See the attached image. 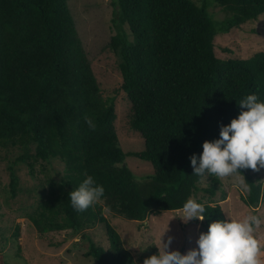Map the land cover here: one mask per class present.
<instances>
[{
	"label": "trees",
	"instance_id": "1",
	"mask_svg": "<svg viewBox=\"0 0 264 264\" xmlns=\"http://www.w3.org/2000/svg\"><path fill=\"white\" fill-rule=\"evenodd\" d=\"M68 1L0 0V146L23 149L8 167L10 192L15 196L20 184L15 164H25L34 176L39 162L59 161L64 167L58 177L41 184L38 206L29 216L34 227L69 230L75 237L103 224L109 249L90 242L86 255L96 264H137L103 210L144 221L182 209L192 199L202 177L193 174L189 157L199 156L203 141L218 138L220 125L240 111L241 99L255 93L264 100V51L221 59L214 38L257 19L264 0H213L226 13L218 26L193 0H113L117 34L109 46L120 57L117 90L128 97L129 123L144 142L143 151L130 153L118 144L115 97L102 94ZM129 155L153 166V179L139 185L143 196L124 164ZM85 175L105 193L78 212L68 194ZM241 175L248 191L242 201L256 207L262 183L252 169ZM218 184L214 178L203 190L214 195ZM201 204L205 231L211 221L229 217L220 202ZM0 264H6L1 253Z\"/></svg>",
	"mask_w": 264,
	"mask_h": 264
},
{
	"label": "rangeland",
	"instance_id": "2",
	"mask_svg": "<svg viewBox=\"0 0 264 264\" xmlns=\"http://www.w3.org/2000/svg\"><path fill=\"white\" fill-rule=\"evenodd\" d=\"M197 5L205 6L216 26L226 13L213 0H193ZM67 6L75 20L82 47L93 67L95 76L102 89L103 96L115 97L116 118L114 128L118 144L123 151L141 152L144 142L129 123L131 104L123 92H118L121 82L119 71L120 57L109 46L111 37L117 34L114 18L116 6L113 0H69ZM126 35L130 42L134 35L125 24ZM258 51H264V13L229 32L218 34L214 38V52L218 58L246 59ZM23 149L16 146H0V253L6 264H96L86 252L90 242L109 249V241L103 224L86 230L84 236H71L69 230L39 232L29 219L38 206L41 184L49 179L55 180L57 173L63 170V164L54 160L52 164L39 162L35 166L34 176L25 164L17 163L15 168L20 177L19 189L15 196L9 187V165L13 164ZM124 164L133 174L138 192L144 195L141 183L152 180V164L144 159L129 155ZM253 175L262 183V197L256 207H248L242 197L247 195V186L243 175L229 177H202L199 189L192 195L199 203H222L229 217L243 219L248 214L260 220L254 235L261 245V258L264 260V168L252 170ZM137 178H140L138 182ZM219 180L214 195L203 188L212 180ZM47 185V184H46ZM45 185V186H46ZM109 224L117 231L123 247L129 251L137 264L155 254L160 246V237H173L169 250H182L183 254L196 247L195 241L200 232L205 231L201 221L183 220L182 209L163 211L159 215H150L144 221H133L103 210ZM18 229V230H16ZM18 234L16 237L15 234Z\"/></svg>",
	"mask_w": 264,
	"mask_h": 264
},
{
	"label": "clouds",
	"instance_id": "3",
	"mask_svg": "<svg viewBox=\"0 0 264 264\" xmlns=\"http://www.w3.org/2000/svg\"><path fill=\"white\" fill-rule=\"evenodd\" d=\"M240 111L227 125H220L219 136L202 142V151L189 157L193 174L198 177H229L241 175V170L264 168V100L255 93L239 103ZM90 129L93 120L85 117ZM140 182V178H137ZM104 187L93 176L85 175L79 186L68 197L74 210L84 212L104 197ZM183 220L203 221L206 209L195 199H188L183 207ZM260 220L253 214L243 219L226 217L208 224L200 232L196 247L182 254L169 250L173 237H160L157 252L145 258L143 264H264L261 245L255 237ZM135 264V262H133Z\"/></svg>",
	"mask_w": 264,
	"mask_h": 264
}]
</instances>
